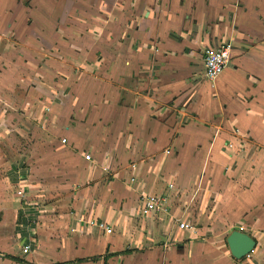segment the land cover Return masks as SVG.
<instances>
[{
	"label": "crops",
	"instance_id": "obj_1",
	"mask_svg": "<svg viewBox=\"0 0 264 264\" xmlns=\"http://www.w3.org/2000/svg\"><path fill=\"white\" fill-rule=\"evenodd\" d=\"M0 31V40L14 36L18 45L16 53H2L0 75L15 66L12 58L16 66L23 62L21 78L34 63L43 68L36 59L46 61L52 82L45 81L48 67L27 76L35 91L49 94L47 102L65 92L71 111L61 143L94 136L102 151L81 154L89 182L64 225L68 240L89 243L92 253L55 263L126 260L129 247L114 251L106 242L101 251L90 243L106 236L78 224L79 215L92 212L127 232L131 253L151 251L158 264H264V0H0ZM220 44L230 47L229 63L208 81L203 49ZM107 163L110 174L101 170ZM15 173L16 196H23L25 172L19 166ZM147 194L163 196L165 211L142 217ZM17 210L10 226L1 218L0 260L41 264L39 256L10 253L22 240L31 245L28 254L52 244L45 234L43 241L29 237L26 222L33 215L39 221L41 211ZM177 221L192 229H178ZM234 225L255 240L242 259L226 244ZM142 242L146 248L136 246Z\"/></svg>",
	"mask_w": 264,
	"mask_h": 264
},
{
	"label": "rangeland",
	"instance_id": "obj_2",
	"mask_svg": "<svg viewBox=\"0 0 264 264\" xmlns=\"http://www.w3.org/2000/svg\"><path fill=\"white\" fill-rule=\"evenodd\" d=\"M6 39L8 40H0V66L2 53L8 50L9 55L11 52L16 53V48L18 49L16 37L8 35ZM5 47L7 48L5 49ZM31 54L33 55V50ZM36 60L39 64H43V68L40 71L48 67L47 72L45 71V74H48V76L45 75V81L52 82L49 75L50 65L39 58ZM15 61L16 59L13 58L12 61L9 60V63H15L11 71H8L10 75H6L8 72L0 75V223L2 217L10 219V223H4V226H10L14 222L13 208L18 209L17 212L21 211L22 208L31 211H35V209L36 211H41L39 221L33 215L30 218L31 220L26 222L28 233H30L29 237L32 241H38L42 240L41 235L45 234L47 235L46 240H51L52 244L42 242L41 244H44V246H41L40 253L37 249V252H35L32 247V253L22 256L21 250L24 242L22 240L18 241V248L17 245L14 246L10 253L30 261L39 256L40 260L38 261L41 264L63 262L74 257L81 258L85 255H90L92 246L90 247V244L86 243L84 246L81 245L82 247H79L80 245L78 243L75 244L72 239L68 240L70 233L65 231L64 225L71 220L69 219L70 216L73 214L75 216V213L79 211V203L84 197L82 195L84 194L83 189L87 187V182H89L87 175L85 176L88 165L82 159L81 154L102 152L95 149L98 148L99 141L94 136L86 135L85 139L69 136V140L62 144L60 140L65 136V134H62L65 128L64 121L71 111V109L66 108L68 106L66 102L69 100L65 97V92H58L57 94L59 95L53 97L55 100L59 99L58 102L53 100L47 102L45 98L49 94L40 90L39 92L35 91L34 86L32 87L30 83L33 76H27L29 73L42 74L34 66L36 63L30 65L33 61L29 62L27 66L30 65L31 67L26 68V76L21 78L23 74L21 63L23 62L22 60L18 61L20 65L16 66L17 62ZM34 69L37 70L35 71ZM19 75L20 77L18 78ZM26 78L28 79L26 80ZM205 83L207 86H211V82L205 80ZM25 102H28L27 105H25ZM91 142L93 144H90ZM19 166L25 172L27 184L24 187V191L22 190L23 196L21 194L16 196L18 185L12 175V173L18 171ZM7 207L11 210L10 214L5 212ZM207 208L209 209V207ZM49 231L50 233H48ZM14 232L16 233V231ZM12 233L10 232V235ZM0 234H2L1 227ZM144 235L147 238V234L144 233ZM127 236V232H118L113 229L112 234L100 236L102 238L99 237V240L95 238L90 243L95 245L97 241L99 247H102L101 251L105 247L104 243L106 244V242L109 244L110 250L113 249L114 251L118 249L125 251L129 247L127 252L130 253L126 254V260L122 257L114 258L111 264H158V261L154 260L155 256H153L151 251L131 253L135 249V245L125 244ZM161 238L159 236L155 240L160 241ZM144 240L146 241V239ZM224 241L225 237L222 235L218 244L223 245ZM146 242L136 246H139L138 248H146ZM164 242L170 244L169 247L174 245L173 242ZM1 247L2 243H0ZM156 251L159 252L160 250H154L155 253H157ZM96 253L98 254L96 251L92 255L94 256ZM101 254L103 255L104 253L101 252ZM118 254L116 255L117 257ZM105 256L108 255L105 254L103 257ZM0 264L7 263L0 260Z\"/></svg>",
	"mask_w": 264,
	"mask_h": 264
},
{
	"label": "built area",
	"instance_id": "obj_3",
	"mask_svg": "<svg viewBox=\"0 0 264 264\" xmlns=\"http://www.w3.org/2000/svg\"><path fill=\"white\" fill-rule=\"evenodd\" d=\"M230 59V47L228 44H220L218 46H207L203 49L202 53V66H203V76L208 81H213L217 76H219ZM62 142H65V139H62ZM165 153L168 154L169 150H165ZM86 160H90V155H84ZM131 167H134L132 165ZM101 170L105 174H110L112 172V167L109 163L102 164ZM169 187H172L169 184ZM166 199L163 196L157 195H143L141 196V206H140V215L142 217L148 218L158 215L160 212L165 211ZM77 222L79 225L92 230L98 233L105 235H110L113 233V228L107 224L98 214L92 212L81 214L77 217ZM177 227L180 230H190L192 226L185 221H177ZM235 230L244 232L242 226L234 225ZM31 251L30 244H24L22 247V254H28Z\"/></svg>",
	"mask_w": 264,
	"mask_h": 264
},
{
	"label": "water",
	"instance_id": "obj_4",
	"mask_svg": "<svg viewBox=\"0 0 264 264\" xmlns=\"http://www.w3.org/2000/svg\"><path fill=\"white\" fill-rule=\"evenodd\" d=\"M226 244L233 258L242 259L253 251L255 240L246 233L234 230L226 237Z\"/></svg>",
	"mask_w": 264,
	"mask_h": 264
},
{
	"label": "trees",
	"instance_id": "obj_5",
	"mask_svg": "<svg viewBox=\"0 0 264 264\" xmlns=\"http://www.w3.org/2000/svg\"><path fill=\"white\" fill-rule=\"evenodd\" d=\"M2 257L7 258V259H10V260L15 261V262H21L22 261L19 258L14 257V256L4 255ZM96 259H97V257H92L90 260L91 261H95ZM54 264H64V263H54Z\"/></svg>",
	"mask_w": 264,
	"mask_h": 264
}]
</instances>
